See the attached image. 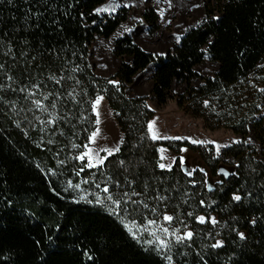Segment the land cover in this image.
I'll use <instances>...</instances> for the list:
<instances>
[{
  "label": "trees",
  "instance_id": "1",
  "mask_svg": "<svg viewBox=\"0 0 264 264\" xmlns=\"http://www.w3.org/2000/svg\"><path fill=\"white\" fill-rule=\"evenodd\" d=\"M107 1L0 0V264H169L122 223L164 214L193 233L174 246L171 264H264V0H207L204 21L163 56L124 33L112 50L119 67L103 78L91 48L128 15L97 14ZM143 19L156 22L151 12ZM151 65L155 109L174 101L208 130L238 138L219 153L189 146L218 179L211 188L203 173L185 175L178 160L159 167V149L172 144L149 137L155 112L130 89ZM204 65L217 69L201 76ZM97 95L122 142L103 165L88 168L78 157L96 129ZM221 166L230 173H219ZM217 240L223 245L213 248Z\"/></svg>",
  "mask_w": 264,
  "mask_h": 264
},
{
  "label": "rangeland",
  "instance_id": "2",
  "mask_svg": "<svg viewBox=\"0 0 264 264\" xmlns=\"http://www.w3.org/2000/svg\"><path fill=\"white\" fill-rule=\"evenodd\" d=\"M110 2H114L119 6L116 7L114 11L97 12V14L111 15L119 9H126L128 15L127 20L118 27L111 38L108 40H98L91 48V64L94 66L97 75L103 78H111L119 67L120 60L113 56L112 50L115 40L120 38L124 33H127L133 39L134 43L145 52L162 56L170 51L188 30L197 27L204 21L205 8L208 1L108 0L101 7ZM148 12H151L156 18L153 27L143 19L144 14ZM153 67L154 65H151L143 72V74L140 75L141 77L137 79L135 86L133 88L131 86L130 89L135 97L145 99L146 106L155 112L151 121L155 123L156 129L159 130L162 136L167 137L154 141L172 144V150L165 147L159 149L161 163L170 165L171 168L175 160H178L179 167L185 175L191 176L193 172L199 171L204 174L208 188H211L218 182V179L210 176L198 152L193 151L189 146H194V148L212 147L215 153H219L222 148L230 147L237 143L238 138L231 131L226 129L208 130L203 120L193 118L186 114L177 107L174 101L168 102V104L161 109H155L150 97V76ZM216 69L215 65H204L197 68L196 72L201 76H207L213 74ZM177 91H182V88H178ZM98 111L100 123L99 125L96 123V129L99 128L100 132L95 138L94 143H90L88 140L87 146L93 150V153H98V155L104 157L105 160L106 157L115 154L117 152L116 149H119L122 142V134L105 98L101 101ZM93 114L95 119H97L96 113L93 112ZM174 137H180V139H175ZM196 140L210 143H193V141ZM100 148L113 149V152L111 155H108L107 152L100 151ZM87 150L88 149L85 147L82 153ZM206 152H208V150ZM161 157H163V159ZM83 160H85L86 163L88 162L87 157ZM99 166L101 165L92 168H97ZM170 168L165 167L164 169ZM218 171L219 173L227 175L231 170L221 166ZM148 220H155L157 226L154 227L149 225ZM211 221L212 218H210V222ZM197 222L201 223L198 220ZM122 223L131 237H133V235L129 232L128 228L125 227V224L131 227L133 232H136L137 227L141 228L135 240L156 252L155 243L148 245L144 242L151 239V237L148 235V232L143 231V229L147 228L149 231H157L161 235V238L170 244V250L165 248L157 252L161 255H170L174 246L177 244L175 237L171 234L173 231H177V234L181 236L184 235L185 231H190L183 220L173 219L169 222L165 221L163 216H152L141 224L135 223V226L129 221H122ZM161 227H167L169 229V234L165 235L160 232Z\"/></svg>",
  "mask_w": 264,
  "mask_h": 264
},
{
  "label": "snow or ice",
  "instance_id": "3",
  "mask_svg": "<svg viewBox=\"0 0 264 264\" xmlns=\"http://www.w3.org/2000/svg\"><path fill=\"white\" fill-rule=\"evenodd\" d=\"M10 2V0H9ZM119 5L115 4L114 2H110L109 4L101 7V8H98L96 9V11L98 13L100 12H104V11H109V10H115L116 7H118ZM127 6V5H125ZM59 82V81H57ZM109 83L113 84V85H116L118 84L119 82L118 81H109ZM33 87H36L35 85H33ZM45 99H47V97L45 96ZM103 96H100V95H97L95 100L92 102V111L94 113H96V116H97V119H96V123L97 125H99L100 123V119H99V111H98V108L101 104V101L103 100ZM34 103L36 104L37 107H41V101L40 100H35ZM205 104H207V101L205 102ZM53 107H55V104H53ZM100 130L99 128H97L95 131H93L91 133V135L89 136V141L90 143H94L95 142V138L98 136ZM148 132L150 134V138L152 140H156V139H160V138H167V137H164L162 136V134L159 132L158 129H156L155 127V123L150 121L148 123ZM175 139H180V137H174ZM236 142V141H234ZM193 143H210V142H207V141H193ZM73 147H77V145H73ZM88 150L85 151L84 153H82L78 159H81L83 160L85 157H87V164H86V167L88 168H92V167H96L98 165H103L104 163V157H100L98 155V153H93V150L91 148H88V146L86 145L85 146ZM100 151H103V152H107L108 155H111L112 152H113V149H108V148H100L99 149ZM118 151V149H116ZM163 151V150H161ZM163 159V157H161ZM123 163V162H121ZM159 167L161 169H164L165 167H169L170 168V165H165L164 163H160L159 164ZM81 171H83V169H81ZM70 187H75V188H79V185H71V183L69 184ZM97 187H99V185H97ZM103 191L105 193H107L109 190L107 187H105L103 189ZM125 195H127V193H125ZM84 197H81V199H83ZM106 199L108 201H110L111 203L113 204H116V205H119L121 203V199H117L115 198L113 195L109 194L106 196ZM159 199L163 200L164 197H159ZM234 200L236 201H239L241 199V197L239 195H234L233 197ZM97 203H102V201L99 199V197L97 198ZM201 203L203 204V201H201ZM144 208H148V205L147 204H144ZM151 211L153 213H155L157 210L156 208H152ZM189 215H191V213H189ZM163 219L165 221H172L173 220V216L172 215H168V214H164L163 215ZM199 222L203 223L205 221V218L203 216H198L196 218ZM214 225L217 223V221L215 220V218H212V221H211ZM132 225L135 226V220H133L132 222ZM253 223H255V220H253ZM148 224L149 225H152L154 227L157 226L156 224V221L155 220H148ZM125 227L128 228L129 232L133 235V238L134 239H137V233L139 231H141V228L137 227V230L136 232H133L132 231V228L129 227L127 224H125ZM186 227V226H185ZM143 231H147L148 232V235L151 237V239H148L146 241H144L146 244L148 245H152L153 243H155V247H156V250L157 252H160L161 249H165V248H168L170 250V244L165 241L164 239L161 238V235L155 231V230H152V231H149L147 228H144ZM160 232H162L163 234L167 235L169 234V229L167 227H161L160 228ZM174 237H175V240L177 243H183L185 239H191L192 236H193V233L191 231H185L184 232V235L181 236L179 234H177V231H173L171 233ZM240 239H244V234L243 233H238ZM223 245V242L220 241V240H217L215 244L212 245L213 248H217V247H222ZM165 258L168 260L169 264H171V260H172V257L170 255H166Z\"/></svg>",
  "mask_w": 264,
  "mask_h": 264
},
{
  "label": "crops",
  "instance_id": "4",
  "mask_svg": "<svg viewBox=\"0 0 264 264\" xmlns=\"http://www.w3.org/2000/svg\"><path fill=\"white\" fill-rule=\"evenodd\" d=\"M141 49V48H140ZM143 50V49H142ZM144 51V50H143ZM145 52V51H144ZM147 53V52H146ZM166 54V53H165ZM164 54V55H165ZM163 56V55H162ZM141 74H143V73H141ZM141 74H138L135 78H134V80H133V84H132V88L135 86V84H136V81H137V79L139 78V77H141L140 75Z\"/></svg>",
  "mask_w": 264,
  "mask_h": 264
}]
</instances>
